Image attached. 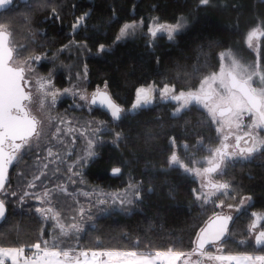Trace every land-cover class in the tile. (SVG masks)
Here are the masks:
<instances>
[{"label": "trees", "instance_id": "16d2710c", "mask_svg": "<svg viewBox=\"0 0 264 264\" xmlns=\"http://www.w3.org/2000/svg\"><path fill=\"white\" fill-rule=\"evenodd\" d=\"M18 1L8 12L0 14V18L9 23L13 42L23 43L29 51L54 48L71 38L83 41L85 36L89 37L87 43L92 52H96L101 43L113 48L111 55L87 58L88 86L93 89L107 81L112 97L125 109L131 107L135 90L141 85L154 83L162 88L168 83L175 85L176 91L196 88L204 75L218 67L220 50L230 48L245 57L253 55L246 44V35L264 20V3L260 0H212L210 6L199 9H196L198 0H52L59 7L62 23L46 22L50 9L41 7L40 0H29L31 11L24 1ZM89 10L91 15L86 21L89 30H79L73 36L70 26L74 18ZM25 17H30L28 23L24 22ZM181 17L187 19L188 25L174 42L161 35L153 44L143 36L113 45L121 25L127 21L148 22L155 18L159 22L175 23ZM102 23L105 26L99 32L92 31L93 26ZM259 59L264 71V36ZM173 108L171 101L152 104L135 119L120 124L117 129L131 138L119 148L111 143L99 147L98 157L83 172L89 182L119 188L125 177V182L130 178L143 182L145 192L149 187L154 188V192L146 194L143 204L130 215H104L95 221V229L85 228L81 248L141 252L173 248L191 252L196 232L218 212L216 202L225 201L223 195H217L213 203L201 207L194 202L192 192L197 180L178 167L168 166L172 152L170 138L193 144L198 138L213 140L215 129L202 109L192 107L179 117H173ZM114 166L123 170L118 177L110 175ZM223 176L232 185L227 200L245 195L253 198L250 209L234 218L227 243L223 245L224 252L250 253L252 245L244 247L239 239L244 240L249 235L250 210L264 212V155L258 162L227 167ZM261 223L264 228V220ZM43 228L44 221L34 211L22 213L9 208L7 218L0 224V247L28 248L44 240ZM48 240L51 242L52 238L48 236ZM255 251L264 253V248L257 247Z\"/></svg>", "mask_w": 264, "mask_h": 264}, {"label": "snow or ice", "instance_id": "6c2138e0", "mask_svg": "<svg viewBox=\"0 0 264 264\" xmlns=\"http://www.w3.org/2000/svg\"><path fill=\"white\" fill-rule=\"evenodd\" d=\"M31 11L29 0H24ZM212 0H198L196 9L203 6H210ZM264 3V0H260ZM15 0H0V14L8 12ZM41 7L50 9V15L46 22L62 23L63 17L60 15L59 7L52 3V0H40ZM236 7L235 4L232 5ZM76 5H72L75 10ZM91 11H85L76 16L71 23V33L73 36L79 31L87 32L86 25ZM115 10H113V17ZM148 28L152 38H156L158 33L166 35L170 42H174L176 37L187 27V19L181 17L175 24H159L155 22ZM30 17H25L28 23ZM143 24L125 23L119 29L113 41V45L125 41L136 35L137 29ZM264 20L259 21L247 33V44L253 47V41L260 36H264ZM105 25L93 26V32ZM12 32L9 23L0 19V221L7 218L8 203L11 198H15L22 213H31V207L25 208L29 199H33L40 206L34 208V212L43 221H54V228L58 229V234L53 235L52 241L41 240L32 244L29 248L31 255H26L25 247H0V264H264V255H220L207 251V246L211 245L219 253L223 245L227 243L229 234V224L233 221L231 214L214 212L208 218L203 227H200L195 234L191 252L169 248L165 251L156 250L154 252L122 251V250H101L88 251L79 250L70 244L61 247L64 241L61 237H71L79 239V233L83 232L86 223L93 229L96 227L95 221L104 215L113 213H123L130 215L142 205L146 194L154 192V188H147L146 192L143 182L130 181L127 186L118 192H104L93 189L92 193L83 192L85 197H91L95 193V199H89L87 206L76 201L73 205H65L72 210V215L67 217V222H62V214L58 210L61 206L57 197V190L62 194H67L68 189L63 184H53L48 186V170L50 165H57L53 173H59L58 165L64 162V158L59 153H54L52 147L43 146L42 141L60 140L65 124L72 121L60 115H52L58 99L62 96H71L70 107L77 109L86 108L92 112L93 108L99 109L110 118L109 121L91 119L85 121L83 127L91 128L92 132L87 139V149L85 154L73 165H69L65 172L67 181L75 184L78 177H82V169L89 162L98 157V147L105 143L100 137L104 134L113 137L111 143L119 148L120 144L130 139L123 130L116 131L124 121L135 119L144 109L149 108L154 99V94L158 91L161 101L174 102L176 107L171 113L173 117H179L182 112L195 106L207 113L215 131L219 137V146L208 148L209 155L202 162L205 166L196 167L200 161L193 160L192 167L185 164L172 151L169 159V168L178 167L183 173L201 179L199 189H193L194 202H199L201 207L212 202V197L217 193L229 195L232 187L230 182H218L212 179L213 174H224L226 167L234 166L235 163L252 162L257 154L264 155V136L260 132L264 131V71L260 69L259 46H256L257 61L255 66H245L235 58L230 50L222 51L218 54L219 70L212 71L204 75L195 89L189 88L187 91L181 90L177 93L175 85L165 83L162 88L157 89L154 83L147 86H139L135 90V100L131 107L125 109L121 107L109 92L107 81L103 86L88 92L84 86L88 81V67L84 63L69 65L68 68L77 67L74 78L77 83L63 90L55 88L53 84V72L47 76L37 73L34 65L42 60L55 62L59 53L78 54L91 53L85 36L83 41L74 38L69 43L63 45L49 58L47 54L28 55L20 60L21 45L17 48L11 39ZM154 43V39H153ZM113 54V48L101 43L97 47L96 56L102 57ZM55 71V69H53ZM198 71V69H194ZM69 79H73V74L69 71ZM259 84H254V80ZM38 94L40 112L45 114L48 124H54L55 131L45 130V121L33 113L31 105L34 103V92ZM250 118V123H245V118ZM74 131V129H72ZM84 134L83 132L81 133ZM234 140V143L230 141ZM75 138H73V143ZM172 149L176 148V139H169ZM198 144L203 146L202 141ZM43 147L46 156L41 159L37 156L38 166L28 178L27 173H21L22 184L19 190L11 189L8 178L9 167L14 162L23 159L29 151H37ZM185 149L188 148L184 144ZM122 168L114 166L110 169V175L118 177L122 174ZM161 171L167 172V169ZM43 178V179H42ZM39 182V183H38ZM83 183L81 179L79 181ZM151 183V182H149ZM38 187L41 191H33ZM171 195V192L169 193ZM250 196L242 197L236 204H227V208L239 213L246 202H251ZM56 201L54 204L53 202ZM217 208H224L223 199L216 203ZM252 223L249 225V234L255 233L254 242L257 247L264 248V230L256 231L257 224L264 220V214L252 213ZM243 243V241H242ZM139 242H137L138 246ZM195 256L197 259L193 260Z\"/></svg>", "mask_w": 264, "mask_h": 264}, {"label": "rangeland", "instance_id": "374dc122", "mask_svg": "<svg viewBox=\"0 0 264 264\" xmlns=\"http://www.w3.org/2000/svg\"><path fill=\"white\" fill-rule=\"evenodd\" d=\"M18 0L15 1L14 5L18 4ZM1 19V18H0ZM142 19H138V20H131V21H127L125 23H132L133 21H136L137 23H139ZM154 19H150L148 22L143 20V24L137 29L136 35L134 37H131L129 39H133V38H140L145 36L147 39V42L150 44H153V39L154 42L157 40L158 36L164 35V34H159L157 35L156 38H152L148 32V28L150 26L153 25ZM156 23L159 24H175V23H163V22H159L158 20L155 19ZM125 23H123L122 25H124ZM121 25V26H122ZM188 25V23H187ZM186 29V28H185ZM184 29V30H185ZM119 32V31H118ZM118 34V33H117ZM165 38L167 39L166 35H164ZM263 36L258 37V39H255L253 41V47L250 48L253 55H250L249 57H245L242 54L238 53L237 51L230 49V48H226L223 50H220L218 52V54L222 51H227L230 50L233 55L235 56L236 59H238L240 61L241 64L245 65V66H255L256 61H257V51H256V46L260 45L261 39ZM73 38L69 39L68 41H66L64 44L59 45L57 47L54 48H46L43 50H38V51H29L28 48H24L21 49V56L19 57L20 60H23L24 58H26L28 55H43V54H47L48 57L50 58L52 56V54L57 53V50L60 49L63 45L69 43L70 40H72ZM128 40V39H127ZM168 40V39H167ZM126 41V40H125ZM246 44H247V35H246ZM124 42V41H122ZM14 43V42H13ZM14 45L19 48L21 45L25 46L23 43H14ZM248 46V44H247ZM96 52H92L89 53H82L79 54V60H77V53L75 52V50H73L72 53H68V52H62L59 53L58 55V59L55 62H50V60H42L39 63H37L35 66L37 73H39L42 76H47L49 72H53V84L55 86V88L57 89H61L63 90L64 88H69L71 87L73 84L77 83L75 78H74V74L76 71H78L79 69L77 67H72L71 69L68 68L69 65H74V64H79V65H83L84 63L87 64V58L91 55H95ZM218 54H217V58H218ZM219 61V59H218ZM88 67V65H87ZM53 69H55V71H53ZM261 69V68H260ZM219 70V63H218V67L214 70V71H218ZM69 71H71V73L73 74V79H69ZM261 71H263L261 69ZM89 83V77H88V81L87 83L84 85L88 92L90 93L91 91H93L96 87H94L93 89H89L88 86ZM254 84L258 85L259 81L254 80ZM199 86V84L197 85V87ZM196 87V88H197ZM157 89H159V87H157ZM195 89V88H192ZM188 90V89H187ZM186 90V91H187ZM33 92H34V103L30 106L33 113L36 114L39 118H41L42 120L45 121V130L49 131V132H54L55 131V127L54 124H48L47 120H46V116L45 114L40 112L39 109V102H38V94H35V90L33 87ZM178 92V91H177ZM155 99L153 101L152 104L158 103L161 101L160 97H159V92L157 91L155 94ZM72 104V97L71 96H62L58 99L54 109L52 110V115H60L62 117L67 118L68 120H71L72 123L69 124H65L63 126L64 128V132L60 138V140H49V138H46L45 140L42 141V145L43 146H49L52 147L53 152L54 153H59L63 158H64V162L59 166L60 168V172L59 173H53V169L55 167H57V165H50L49 166V170H48V176H49V183L48 186L52 187L53 184H63L64 186L67 187L68 189V193L67 194H62L59 192V190H57V197L60 203V207L58 208V210L61 212L62 214V222H67V217L72 215V210L65 206V205H73L75 204L76 201H79L81 204H84L85 206H87L89 199L94 200L95 199V193L92 194V196L89 197H85L82 193L83 192H90L92 193L93 189H97V190H103L104 192H118V191H122L127 184L132 181V179H128L125 182V177L123 180V184L119 186V188H112L109 187L107 185H101V184H97V183H91L87 180V178H85V176L83 175L84 170L86 169V167L88 166V163L86 166L83 167L82 169V177H78L75 178L77 179V183L72 184L70 182L67 181V173L65 172V169L69 166V165H73L75 164L76 161L79 160L80 157H82L87 149V139L89 138V136L91 135L92 129L91 128H85L83 127L85 121L91 120V119H96V120H105V121H109L110 122V118L109 116L102 115L99 110H97L96 108H93V111L90 113L87 111L86 108L84 109H77L74 107H70V105ZM176 105L174 103V108L173 111L175 109ZM195 107V106H192ZM190 107V108H192ZM189 108V109H190ZM206 113V112H205ZM207 114V113H206ZM209 118V117H208ZM210 120V118H209ZM250 118H245V123H250ZM214 129H215V125H213ZM74 129V131L72 130ZM116 131H119L118 129H115ZM84 133L83 135L81 133ZM261 136H264V131L260 132ZM73 138H75V142L73 143ZM105 143H111L113 137L111 135L108 134H104L100 137ZM198 141H202L203 142V146H201L200 144H198ZM103 143V144H105ZM102 144V145H103ZM112 144V143H111ZM184 144L188 145V148L185 149L183 147ZM101 146V145H100ZM99 146V147H100ZM219 146V137L217 136V133L215 131V136L214 139H206V138H198L196 140L195 143L190 144V143H186L184 141L182 142H177L176 141V148L172 149L175 150L177 156L185 163L187 164L189 167H192V161L196 160V161H200L201 163L196 164V167H203L205 166L202 162L205 160V158L209 155V152L207 151L208 148H215ZM99 147H98V151H99ZM30 156L33 158L29 159V161H26L23 165V167H20L19 170H21L19 173L16 174V176L11 180L10 187L11 189H15V190H19L22 184V179H21V173H27L28 174V178H31V174L36 170L37 166H38V161H37V156L39 155L41 157V159H43L44 156H46V152L43 150V147L37 151H29ZM172 153V152H171ZM171 155V154H170ZM169 155V157H170ZM168 157V159H169ZM262 157V154H257L256 158L253 160L254 162H258V160ZM244 163V162H243ZM237 164V163H235ZM227 169V167H226ZM225 169V172H226ZM183 171V170H182ZM224 172V174H225ZM193 177V176H191ZM194 179L197 180V187L195 189H199L200 184H201V179L197 178V177H193ZM43 179V178H42ZM83 180V183H80V180ZM212 179L218 182H230L228 180H226V178L223 176V174H213ZM39 183V182H38ZM126 183V185H125ZM42 188L38 187L37 189H34L33 191H41ZM217 195H222L220 193H217ZM216 196L212 197V202L214 201V198ZM224 199H225V207L224 208H218V212H229L233 214V220L236 217L237 212H235L234 210H230L227 208V204H236L239 202V200L242 197L245 196H249V195H245L242 196L236 200L231 199V200H227L226 198H229L225 195ZM251 197V196H250ZM252 198V197H251ZM54 204L56 203V201L53 202ZM199 203V202H198ZM219 203V202H216ZM253 203V198L251 199V202L248 203L246 202L242 211L245 209H250V205ZM209 204V203H208ZM31 205V206H30ZM8 206L10 209H14L15 211H20L18 205L15 203V198H11L9 200ZM40 206L39 203L33 199H29L27 201V203L25 204V208H29L32 207V210L34 211V208ZM205 206V205H203ZM254 212V209H251V216L252 213ZM256 213L259 214H264V212L262 211H257ZM254 218L251 217L250 220V224L252 223V220ZM233 222V221H232ZM231 222V224H232ZM262 220L257 224V229L256 231L259 230H264V228L262 227ZM54 221L52 220H47L44 221V228H43V233L41 235L42 239L44 240H48V236L51 240V238L53 239V235L54 234H58V229L54 228ZM230 224V226H231ZM249 224V225H250ZM89 226L88 223H86L84 225V229L87 228ZM249 230V227H248ZM49 233L48 236H46V233ZM82 234L83 232L79 233V239H74L71 237H61V240L64 241V243L61 244L62 247H65L67 245H71L74 248H78L79 250H84L82 247ZM230 235V227H229V234L228 237ZM254 235L255 233L249 234L246 239H239V242L241 243L242 246L244 247H250L252 245V250L250 253H256V245L254 242ZM49 241V240H48ZM243 241V243H242ZM252 243V244H250ZM211 247V248H208ZM29 248V247H28ZM208 250H213L216 251V249L214 247H212L211 245L207 246ZM222 251H224V249H222ZM31 255V253L29 254V256Z\"/></svg>", "mask_w": 264, "mask_h": 264}, {"label": "flooded vegetation", "instance_id": "af4514ba", "mask_svg": "<svg viewBox=\"0 0 264 264\" xmlns=\"http://www.w3.org/2000/svg\"><path fill=\"white\" fill-rule=\"evenodd\" d=\"M260 46V45H258ZM187 89H185L184 91H186ZM179 92V91H178ZM177 92V93H178ZM230 143H234V140L230 141ZM31 152V151H30ZM30 153L27 152L24 156L23 159L18 161V162H14L12 166L9 167L8 170V178H9V183L11 182V180L15 177V175L17 173H19L21 170L18 171V169H20V166H22L28 159H29ZM8 210H9V206H8ZM251 211V210H250ZM254 212L256 213L257 210H254Z\"/></svg>", "mask_w": 264, "mask_h": 264}, {"label": "crops", "instance_id": "0c3cea01", "mask_svg": "<svg viewBox=\"0 0 264 264\" xmlns=\"http://www.w3.org/2000/svg\"><path fill=\"white\" fill-rule=\"evenodd\" d=\"M25 249H26L25 254L26 255H29L31 253V251H29V248H25ZM84 250H86V249H84ZM102 250H112V249H102ZM206 250L207 251H211L214 254H220V255H226V256L227 255H243V254L264 255V253H249V252H243V253H227V252L221 251V252L217 253L216 251L208 250V248ZM88 251H93V250H88ZM95 251H101V250L96 249ZM122 251H132V250H122ZM135 251H137V250H135ZM185 253H188V252H185ZM192 259L195 260V259H197V257L193 256ZM206 264H207V262H206Z\"/></svg>", "mask_w": 264, "mask_h": 264}, {"label": "water", "instance_id": "95a60500", "mask_svg": "<svg viewBox=\"0 0 264 264\" xmlns=\"http://www.w3.org/2000/svg\"><path fill=\"white\" fill-rule=\"evenodd\" d=\"M16 1V0H15ZM20 1H24V0H20ZM114 99V98H113ZM115 100V99H114ZM116 101V100H115ZM117 102V101H116ZM118 103V102H117ZM119 104V103H118ZM121 107H123L121 104H119ZM8 214V213H7ZM224 214H231L232 216H233V214L232 213H229V212H226V213H224ZM3 221H0V224L2 223ZM231 224V223H230ZM230 224H229V227H230ZM204 226V225H203ZM202 226V227H203Z\"/></svg>", "mask_w": 264, "mask_h": 264}]
</instances>
